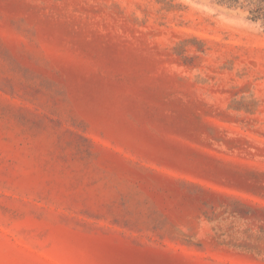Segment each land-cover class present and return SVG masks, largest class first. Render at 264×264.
<instances>
[{
    "label": "rangeland",
    "instance_id": "rangeland-1",
    "mask_svg": "<svg viewBox=\"0 0 264 264\" xmlns=\"http://www.w3.org/2000/svg\"><path fill=\"white\" fill-rule=\"evenodd\" d=\"M217 0H0V264H264V22Z\"/></svg>",
    "mask_w": 264,
    "mask_h": 264
},
{
    "label": "trees",
    "instance_id": "trees-1",
    "mask_svg": "<svg viewBox=\"0 0 264 264\" xmlns=\"http://www.w3.org/2000/svg\"><path fill=\"white\" fill-rule=\"evenodd\" d=\"M221 6L235 8L247 13V19L264 22V0H217Z\"/></svg>",
    "mask_w": 264,
    "mask_h": 264
}]
</instances>
